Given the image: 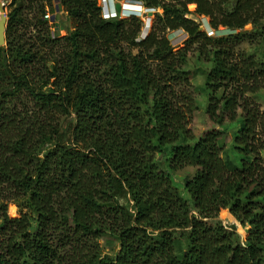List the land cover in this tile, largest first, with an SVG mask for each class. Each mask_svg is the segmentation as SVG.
I'll return each mask as SVG.
<instances>
[{"label":"trees","instance_id":"1","mask_svg":"<svg viewBox=\"0 0 264 264\" xmlns=\"http://www.w3.org/2000/svg\"><path fill=\"white\" fill-rule=\"evenodd\" d=\"M139 1L162 9L143 39L140 17L104 18L98 0L11 1L0 47V264H264V111L249 96L264 88V0ZM48 6L55 23L61 10L73 21L67 35L51 30ZM190 13L231 32L210 36ZM178 29L188 38L175 50L166 32ZM191 53L211 64L215 125L196 141ZM239 110L238 167L221 156L219 128ZM164 152L169 171L156 159ZM186 167L195 173L183 194L171 174ZM106 234L119 243L114 257L102 255Z\"/></svg>","mask_w":264,"mask_h":264},{"label":"rangeland","instance_id":"2","mask_svg":"<svg viewBox=\"0 0 264 264\" xmlns=\"http://www.w3.org/2000/svg\"><path fill=\"white\" fill-rule=\"evenodd\" d=\"M11 1L12 0H4L6 13H9L12 9ZM20 1L23 2L26 6L30 2V0H20ZM117 2L121 3L123 5V10H126L128 12H124L122 10L121 13H118L116 11ZM98 4L103 9L102 16L104 18L118 16L124 19L134 14L140 17V19L143 21L142 31L139 36L140 39H143L151 32L154 21L156 19V13L162 12L161 8L148 9L144 7L143 3L139 0H98ZM233 5H234V0H232V3L229 4V7L231 8ZM195 8H196V4L188 5L189 11H194ZM46 12L52 15L51 7L48 6ZM58 15L60 19H58ZM187 17L191 18L192 20L199 23L200 26L204 27L203 30H205L210 36H220L231 32L230 29L224 26H219L218 29L211 28L209 25L210 18L207 16L204 15L198 16L196 14L190 13L187 14ZM56 19H57L56 23L49 20V24L51 25V30L53 32L56 31L58 32L59 37H63L67 35L70 30H73L74 23L71 19L68 18L67 13L64 10L59 11ZM56 24L62 27V29L57 30ZM245 29L246 30L252 29V25L247 24L245 26ZM166 36L170 40L171 44L175 47V50H177L185 45V41L188 38V33L183 29L168 30L166 32ZM243 48L250 52H253L258 58H262L261 51L259 49L255 47H249L248 45H243ZM190 56L191 57L189 58L188 63L185 65V69L190 72L192 92L196 99L198 109L192 114V119L189 127L193 131L195 137L194 141H196L197 138L200 135H202L205 131L215 127V125L209 120L206 114L208 97H209V92L205 86L206 69L209 68L211 64L199 59L197 53H191ZM249 96L252 97L261 106V109L264 111V88L254 94H250ZM241 113H242L241 110H239L238 111L239 117L235 121L229 122L228 120H226L225 124L219 128L222 131V137L219 140L220 146H222L221 156L229 164L238 167L240 166V159L242 158V156L235 150L234 137L237 134L240 127ZM261 154L264 157V150L261 152ZM167 155L168 152L158 153L156 158L160 168L165 171H169L166 162ZM194 173H195V168L193 167H186L183 170L175 171L174 173L172 172L171 174L172 178L175 182L177 189L181 193L184 194L183 191L184 181L187 178L192 177ZM8 213L11 217H18L20 215V212L17 204L10 203L8 206ZM183 234H184L183 231L181 232L179 231L177 232L176 235L177 240L175 242V249L178 255H181L184 252L187 244L185 237L182 238ZM98 242L100 244L103 256L114 257L118 254L120 250V246L117 239L111 236L110 234H106L102 236L98 240Z\"/></svg>","mask_w":264,"mask_h":264},{"label":"water","instance_id":"3","mask_svg":"<svg viewBox=\"0 0 264 264\" xmlns=\"http://www.w3.org/2000/svg\"><path fill=\"white\" fill-rule=\"evenodd\" d=\"M123 10V5L119 2L116 3V11L121 13ZM59 19V15H58ZM7 13L5 9L4 0H0V47L6 44V26H7ZM204 27L200 26V30H203Z\"/></svg>","mask_w":264,"mask_h":264},{"label":"built area","instance_id":"4","mask_svg":"<svg viewBox=\"0 0 264 264\" xmlns=\"http://www.w3.org/2000/svg\"><path fill=\"white\" fill-rule=\"evenodd\" d=\"M44 18H46L48 21L51 20L52 22H55L54 21V18H53V14H49V13H46V15L44 16Z\"/></svg>","mask_w":264,"mask_h":264},{"label":"bare ground","instance_id":"5","mask_svg":"<svg viewBox=\"0 0 264 264\" xmlns=\"http://www.w3.org/2000/svg\"><path fill=\"white\" fill-rule=\"evenodd\" d=\"M124 12H128V11H126V10H123Z\"/></svg>","mask_w":264,"mask_h":264}]
</instances>
